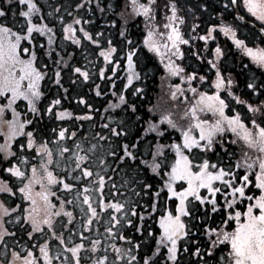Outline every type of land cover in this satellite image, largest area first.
Instances as JSON below:
<instances>
[{"label":"snow or ice","instance_id":"6c2138e0","mask_svg":"<svg viewBox=\"0 0 264 264\" xmlns=\"http://www.w3.org/2000/svg\"><path fill=\"white\" fill-rule=\"evenodd\" d=\"M196 41L203 73L182 63ZM96 68L104 110L79 94L87 111L63 107L65 72ZM161 69L172 110H145ZM0 138V264H264V0H0Z\"/></svg>","mask_w":264,"mask_h":264},{"label":"trees","instance_id":"16d2710c","mask_svg":"<svg viewBox=\"0 0 264 264\" xmlns=\"http://www.w3.org/2000/svg\"><path fill=\"white\" fill-rule=\"evenodd\" d=\"M71 2V0H64V3L67 5ZM192 3L195 4L196 0H192ZM94 7V4H93ZM79 14L81 16H83L85 19H90L92 20V27L95 28V30H101L104 29L105 30V35L107 36L109 32H111L113 34V36L117 39V41L119 40V36H118V28L119 25H117V28L115 29H109L108 28V24H107V20L108 17L107 16H101V14L99 12H96L95 15L93 16L91 13L87 12V9L85 8L83 11H80ZM108 15H111V13H109ZM143 29V18L142 17H137L135 18V22H130V26H129V32L131 34V38L134 40H138V39H142V36L140 35V32ZM241 33L244 35H248V30L246 28L241 27ZM218 42L221 43L222 45H224L227 49H230V54L227 58V60L225 61V68L224 71L227 74L228 72H232L233 75L235 76L237 73H240L241 69H240V65H239V60L241 59V53L237 52L235 50V48L232 46L231 41L228 40L226 37L224 36H219L218 37ZM215 45H213L214 47ZM185 50V52L188 54L186 56V58L182 61V63L187 66V70L188 71H192L194 68L198 69L201 73H203L204 71H206V68H201L200 65L203 63V61H197L195 59V57L191 56V52L195 51L197 48H203V42L201 41H196L194 42L191 46L185 45L182 46ZM68 51H72V48H69ZM143 52L147 53V49H143ZM148 56H152L153 54L151 53H147ZM94 59V58H93ZM77 60L79 61V63L81 65L84 64V59H83V55L82 54H77ZM245 63H248V60L245 58L244 59ZM154 63H158V60H154ZM102 66V64H101ZM151 67V65H150ZM251 72H255L256 76L260 75L259 70H256L254 66H252L249 69V73ZM246 73L245 75L249 74ZM109 75H111V73H109ZM163 75V71L161 69V71L156 72L155 74L149 72L148 73V79L146 81L143 82V86L145 87V91L147 93L146 97L142 98V107L147 110V108L151 105H156L159 104L161 106V108L163 109H169L172 110V101L170 100V96H166L165 100L162 102L161 98H162V87L163 84L168 85L170 82L169 81H164L163 84L161 82V76ZM75 77L72 76V74L70 73V71H66L65 75H64V87L65 88H70L71 89V93H70V98L69 99H65L62 101L63 103V107L68 108L70 111H73L74 113L80 114L83 111H87V109L85 108L84 105H79L76 103V96L79 95H83L84 98L93 105L94 109H97L99 111H103L104 107L107 104V100L105 99L104 96H100L97 97L95 95V91H93V89L95 88L96 84H100L101 88L103 89V91L105 93L108 92V89L111 87V81H101L98 78V68H96L93 72V79L88 81V82H84L82 79L80 81H78L77 83L73 84L71 83V81L74 79ZM239 80H243L245 78L244 75H240L237 77ZM179 81L176 78H172L171 83H178ZM46 85L50 84V81H46L45 82ZM135 83V82H134ZM117 85L119 87H122V85H120L119 81H117ZM137 86H142L141 84H137ZM45 92L46 94L48 93V88L45 87ZM57 89L55 87L51 88V94L47 95V98L44 100V103L41 105V107H45L48 103V100L52 98L53 95H55L57 93ZM60 94L62 95V90L60 92ZM128 95L131 96V93L128 92ZM191 95V94H189ZM108 99H113V97H111V95L109 94ZM21 107L23 108L24 105L21 104ZM8 118H10V114L8 116ZM156 118L158 119V115H156ZM95 120L97 123H99L100 121V117L96 116ZM54 126H59V125H54L52 123H48V128L49 130L54 127ZM68 127L70 128V130H72V123L68 122ZM75 127H79V122H76ZM89 124L85 123L84 128L85 129H89ZM178 135V134H177ZM17 140L19 141V138H17ZM0 142H2V138H0ZM165 142H167V140H165ZM219 151V150H218ZM238 151V150H237ZM212 159H217L216 155L210 154ZM225 162H226V158ZM111 174V173H110ZM242 174V173H241ZM174 207V204L172 205ZM157 216L159 215V213L156 214ZM149 223H152V221H149ZM78 227V225H77ZM14 230V229H13ZM131 234V231H130ZM18 235H22V233H18ZM138 235V234H137ZM9 248H11V243H9ZM6 259H11V255H10V251L7 253V255L5 254V249H4V245L0 244V262H4L6 261Z\"/></svg>","mask_w":264,"mask_h":264},{"label":"rangeland","instance_id":"374dc122","mask_svg":"<svg viewBox=\"0 0 264 264\" xmlns=\"http://www.w3.org/2000/svg\"><path fill=\"white\" fill-rule=\"evenodd\" d=\"M166 96H169L168 85L163 84V87H162V98H161L162 102L165 100Z\"/></svg>","mask_w":264,"mask_h":264}]
</instances>
